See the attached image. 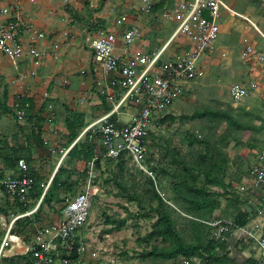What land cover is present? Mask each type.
I'll return each instance as SVG.
<instances>
[{
  "label": "rangeland",
  "instance_id": "rangeland-1",
  "mask_svg": "<svg viewBox=\"0 0 264 264\" xmlns=\"http://www.w3.org/2000/svg\"><path fill=\"white\" fill-rule=\"evenodd\" d=\"M115 1L118 10L123 6L120 3L136 4L139 0ZM152 12L159 11L152 9ZM154 13L145 15L144 20L157 21L158 16ZM169 25L172 26L162 28L159 34L149 35V52L167 42L174 28L173 24ZM185 44L186 40L180 36L171 43L169 51L179 53ZM226 46L228 57L215 61L209 67L207 65V68L204 64V74L188 85L183 95L151 128L146 155L150 174L136 170L128 159L111 162L103 158L99 169L94 166L95 173L89 180L99 184L102 193L93 201L88 221L80 232L87 250L103 246V253L96 258L85 253V263L179 264L177 257L162 259L150 254L169 246L168 241L152 236L151 232L159 215L157 194L184 241L207 238L205 231L201 232L200 227L193 223L199 220L196 214L198 206H189L182 199L191 191L188 186L192 189L204 187L212 192L211 198L219 202L210 212L209 219L224 217L231 220L239 213H246L250 224L263 220L264 185L255 182L250 169L256 152L264 147V57L259 63L253 62V58L246 61L242 56V45L236 38ZM257 48L264 53L262 37ZM236 83H242L249 89L248 96L239 104H234L229 98V88ZM207 109L228 111L248 125L239 133L238 142L218 139L226 126L219 117L196 116ZM191 137L202 142L190 145ZM87 169L85 167L83 172L75 173L71 187L62 190L56 208L61 207L66 197H73L86 187ZM205 172L217 173L224 186L208 184ZM195 199L200 200L198 197ZM190 209L191 212L188 211ZM227 237L229 255L235 262L244 264L250 254L255 253L252 240L244 241L232 235Z\"/></svg>",
  "mask_w": 264,
  "mask_h": 264
},
{
  "label": "built area",
  "instance_id": "built-area-1",
  "mask_svg": "<svg viewBox=\"0 0 264 264\" xmlns=\"http://www.w3.org/2000/svg\"><path fill=\"white\" fill-rule=\"evenodd\" d=\"M71 1L62 0L64 4ZM162 1L141 0V16H150L153 5ZM164 1L159 12L160 19L173 24L174 28L167 42L152 52L141 46L133 47L142 40V27L139 21L130 23L123 15L114 21L118 32L101 30L86 38L93 52L92 72L96 77L97 94L110 106L108 111L85 126L77 137L80 139L89 135L96 143L95 154L90 161L89 178L93 176L95 161L101 158L118 161L124 157L136 170L149 173L146 155L151 128L169 106L183 95L188 85L204 74V58L216 51L215 42L220 33L217 16L222 9L230 11L226 0ZM9 12V8H1L0 17ZM19 25V20L14 23L0 22V51L13 62L27 56L32 65L38 67L43 53L34 43L20 40ZM36 36L41 38L44 34L36 32ZM180 36L186 40L184 49L179 53H171V43ZM241 42L242 56L249 61L254 55L252 42L245 35ZM217 54L220 58L226 57L224 51H217ZM34 73L32 70L30 75ZM17 77L20 79L23 74L19 72ZM248 94V87L242 83L232 84L229 88V98L234 104L241 103ZM19 98L23 103L15 109V115L17 121L23 123L28 102L23 93L19 94ZM124 117L127 119L124 120ZM17 169L18 173L3 178L1 185L13 203L24 207L34 182L24 160L18 161ZM250 171L255 182L264 185V147L256 152ZM98 185L88 181L78 194L66 199L59 221L39 228L35 235L36 243L32 246H24L19 237L12 233L17 216H12L9 222L0 216V224L5 228L0 256H5L6 252L15 248L21 256H26L24 264H87L83 261L85 253L92 258L100 257L98 255L103 253V246L87 250L86 241L80 232L88 221L93 201L102 193ZM261 218V222L242 227H236L223 218L206 223L216 228L215 239L227 240L228 233V236L235 234L238 239L252 240L257 253L255 264H264V217ZM73 254L76 257H72ZM177 260L179 264H203L198 258L179 256Z\"/></svg>",
  "mask_w": 264,
  "mask_h": 264
},
{
  "label": "crops",
  "instance_id": "crops-1",
  "mask_svg": "<svg viewBox=\"0 0 264 264\" xmlns=\"http://www.w3.org/2000/svg\"><path fill=\"white\" fill-rule=\"evenodd\" d=\"M116 3L115 0H72L68 4L62 0H0V9L7 7L10 10L9 14L0 17V22L19 20L20 40L34 43L43 53L40 66L35 67L27 56L13 62L0 51V216L6 222L17 216L12 233L24 246L36 243L39 228L60 219L65 201L60 208L56 207L65 184H57L59 195L57 191L54 194L58 200L43 201V194L48 192L53 177L58 176L60 181L72 184L75 173L85 167L89 174L90 161L86 163L68 155L74 144L84 137L77 139L79 133L69 141L67 127L73 116L80 115L87 126L104 113L103 98L97 94L96 77L92 72L93 52L86 42L87 36L101 30L118 32L114 21L123 15L130 23L139 21L142 27V40L133 47L141 46L149 51V35L159 34L162 28L172 26L160 19L159 12H152L157 14V21L144 20L141 0L136 4L120 3L123 6L118 10ZM226 4L230 11L222 9L217 16L220 33L215 42L216 51L204 58L203 65L207 68V65L228 57L226 45L232 38L241 43L243 50V35L254 47L253 62L259 63L264 57L257 48L260 38L264 39V0H226ZM36 32H42L44 36L39 38ZM217 51L226 52V57L220 58ZM32 70L35 73L31 76ZM19 72L23 74L20 79L17 77ZM20 93L25 94L28 102L23 123H19L15 115V109L23 103ZM16 159L26 162L34 182L28 202L22 208L11 201L1 185L3 178L18 173ZM92 173H95L94 168ZM87 178L90 181L89 175ZM69 198L72 197L65 199ZM4 235L5 228L0 224V243ZM253 248L255 253L249 257L254 259L257 253ZM25 259L26 256L12 248L5 256H0V264H24Z\"/></svg>",
  "mask_w": 264,
  "mask_h": 264
},
{
  "label": "trees",
  "instance_id": "trees-1",
  "mask_svg": "<svg viewBox=\"0 0 264 264\" xmlns=\"http://www.w3.org/2000/svg\"><path fill=\"white\" fill-rule=\"evenodd\" d=\"M164 0L162 2H159L158 4H154L152 9L160 12L162 9V6L164 4ZM105 104V105H104ZM110 109V106L105 103V100L103 99V111L106 112ZM196 116L201 117H210L211 119H214L216 117L220 118V121L225 122L226 126L221 134H219L217 137L218 139H222L226 142H238V135L241 131L248 128V125L244 124L241 120H239L236 116H233L228 111H219V110H212L207 109L204 112H198ZM159 120H157L158 122ZM86 126L81 121L80 115L73 116L72 119L68 120L67 127L70 131L69 133V141H73L78 134L81 132V130ZM152 136V131L149 132L148 139ZM201 143L202 141L198 140L197 138H190L189 144L193 145L195 143ZM149 147V146H148ZM95 148L96 143L93 141V138L89 135H86L84 139L81 141H78L74 144V146L69 150L68 155L81 159L85 161L86 163H89L91 161L92 157L95 154ZM263 148V147H262ZM261 148V149H262ZM260 149V150H261ZM110 160L111 162L114 160ZM119 160H124V157H120ZM18 159H16L17 163ZM100 159L95 161V168L99 169L100 167ZM30 174V172H29ZM32 177V175L30 174ZM206 182L208 184H212L214 186L223 187L224 183L223 180H221L218 177V174L215 172H205L204 174ZM33 178V177H32ZM64 183L65 187H71V183H65L60 181L58 176H54L51 181V186L43 196V201L50 202L52 199L58 200V197L54 194L55 191L59 195V187L57 184ZM188 188L191 190L190 192H187L184 198H182L187 204L192 206H198L196 214L199 218V220H196V222H193L194 224L198 225L200 227L201 232L205 231L207 238H201L199 237L194 242H186L184 241L183 237L181 236L180 232L175 228L171 214L168 210H166V207L163 203V201L159 198V196L156 194L157 200H158V218L156 223L153 225V231L151 232L152 236L156 238H161L164 241L169 242V246L159 248L153 252H150L152 256L162 258V259H174L179 256H184L187 258H198L203 264H239L238 262H235L233 258L229 255V245L227 240H220L214 238V232L216 230L215 227L208 225L206 222L224 218V217H216L209 219L210 212L219 205V202L217 199L211 198V193L208 190H206L204 187H193L188 186ZM56 189V190H55ZM215 196L218 194L213 193ZM40 193H38V196ZM195 197H198L200 200L195 199ZM22 208V207H20ZM190 208V207H189ZM207 208V209H204ZM22 210V209H21ZM191 212L192 210H188ZM227 219V218H224ZM231 221L236 227H242L245 226L249 222V217L246 213H239L235 217H233ZM228 235V233H227ZM72 257H76L75 254L72 255ZM13 264V263H12ZM244 264H255V259L252 257H249Z\"/></svg>",
  "mask_w": 264,
  "mask_h": 264
}]
</instances>
